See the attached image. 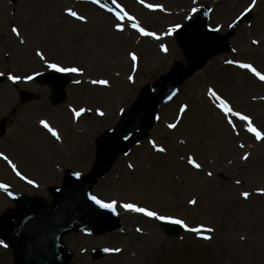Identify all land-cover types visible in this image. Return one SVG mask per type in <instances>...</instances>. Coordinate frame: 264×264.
<instances>
[{"label": "rangeland", "instance_id": "1", "mask_svg": "<svg viewBox=\"0 0 264 264\" xmlns=\"http://www.w3.org/2000/svg\"><path fill=\"white\" fill-rule=\"evenodd\" d=\"M60 1L59 4L52 3L51 0H23L9 7L7 0H0V74L7 80L0 85V102L3 100L0 104V119L7 120V134L13 127H17L18 131L22 130L24 120L32 128H35L34 122L42 120L57 132L59 139L54 138L61 148L58 152L54 149L56 143L43 136H40L43 137L41 143L36 140L38 136H32L28 143L20 144L17 141L18 144H15L14 139L6 134L8 138L5 136L0 140V155L8 158L0 159V183L5 184L12 192L52 202L47 188L60 185L65 169L80 175L88 172L94 160L95 138L117 124L120 114L128 109L141 86L153 83L175 61L184 63L183 54L173 39L166 44L168 48L170 46L176 50L177 57L169 55L158 62L147 59L143 38L153 42V49H161V46L167 49L162 37L191 20L196 14L191 12L193 7L198 11L200 7L208 6L212 17L216 8H223L220 7L221 3L229 1V9L226 8L215 25L220 34L244 11L250 8L253 14L252 22L247 26H240L236 31L230 42L231 52L212 59L219 61L216 67L207 70L211 60L202 71L186 81L177 96L159 111L148 140L135 146L128 155L120 157L110 172L91 190L92 195L102 202L113 205L118 203L116 208L119 212L121 205L133 204L165 218L179 219L188 228H200L202 231L196 233L185 230L180 237L171 238L159 227L160 220L140 213L146 217L149 225L138 223L130 234L113 236L109 241L105 240L108 234L98 237L69 234L63 238V243L73 253L71 264H244L245 261L246 264H264V200L260 202L255 199L249 190L252 185L255 189L258 188L260 197H264V141H257L246 131V122L231 115L225 117L208 91L212 89L233 111L247 116L253 126L264 134V82L237 67L238 63H248L264 75V0H256L254 6L252 0H196L195 3L192 0L179 5L168 0H116L137 24L159 37L156 41L151 36H141L130 23L116 21L111 15L91 5L88 0H83L86 7L74 6L72 0ZM29 2L39 12L29 13ZM146 4L150 7H145ZM70 6L73 7L71 11L82 17L80 20L85 21V24L66 21L72 17L61 12ZM43 10H46V15H43ZM11 11L18 16L13 21L9 17ZM155 12L159 18H156V23L151 24L148 16ZM10 23L15 26L18 34L9 33ZM117 23L124 27L122 33L116 31L123 42L106 32L107 29L109 32L115 31ZM72 32L76 36L87 35L81 48H77L70 40ZM118 41L123 47L113 53L116 50L114 43ZM253 41H257L254 46ZM14 48L20 49L18 54L14 53ZM37 52L44 59L37 56ZM154 52L160 57L157 51ZM161 52L164 53L162 50ZM7 54L12 57L7 58ZM130 54L137 57L135 62ZM228 60L234 63H226ZM49 63L77 68L78 78L83 77L84 84H80L83 88H91L85 82L90 83L92 79L107 81L105 87H99L105 90V95L102 94L98 101H93L89 94H76L70 88L78 84L73 85L76 80L69 74L73 82L66 87L65 102L52 107L49 103L50 90L31 81L27 82L26 79L34 74L51 71L47 67ZM126 63L131 66L123 69ZM96 64L100 69L94 71L92 68ZM206 70L208 74L203 77ZM238 73L249 77H239ZM9 75L18 78L16 88L33 94L32 102L19 103L16 90L8 83L11 81L8 79ZM129 76L132 77L131 81ZM96 93L101 96L100 92ZM39 102L45 103L46 110L30 108ZM202 103L206 105V112L212 118L210 124L196 111L197 104ZM61 106H64L63 112L67 114V127L72 121L78 123L74 129L79 127L81 131L86 130V134H91L94 129V133L87 139L89 153L82 166L69 158L72 155L71 144L78 145V141L74 140V136L69 139L65 126L55 122L52 115L61 114ZM181 106H186L183 113L180 112ZM89 110L105 116L112 114L113 121H97L91 118L93 113L84 116ZM78 111H81V115L76 116ZM230 118L240 122L234 124L235 131L228 124ZM169 124L176 127L169 128ZM29 135L32 134H28V137ZM158 148H163L164 151H157ZM221 150L225 151L224 156H221ZM253 155L259 159L254 160ZM243 156H248V159H242ZM189 157L200 167L189 164ZM9 161L25 179L16 175ZM237 165L240 168L234 171ZM222 166L233 168L232 172L220 170ZM243 166L249 169L242 172ZM240 170L241 173H237ZM27 180H32L35 186L27 183ZM212 185H217L218 188L211 191ZM245 192L249 194L247 199L242 195ZM192 200L196 203L190 204L189 201ZM12 208L14 205L0 193V216ZM245 219H255V224L258 220V230L250 233L246 225L243 226ZM120 223V230L124 231L129 224H135V219L130 218L127 223L122 217ZM209 228L213 231H206ZM115 234L118 233L113 235ZM205 236L213 237V240L207 241L203 238ZM217 237L229 238L225 246L221 247L229 251L227 256L218 253L221 249L216 245L219 243ZM238 240H246V249L239 251L234 248L235 244L242 245L243 242L239 243ZM96 248L120 253L92 262L89 252ZM249 250L250 256H247ZM0 251L7 253L3 257L11 260V264L12 251L3 246H0Z\"/></svg>", "mask_w": 264, "mask_h": 264}, {"label": "water", "instance_id": "2", "mask_svg": "<svg viewBox=\"0 0 264 264\" xmlns=\"http://www.w3.org/2000/svg\"><path fill=\"white\" fill-rule=\"evenodd\" d=\"M206 15L199 16L194 22L180 30L177 34V41L188 54L190 68L184 72L177 64L176 71L173 70L168 76L161 78L156 84L145 87L132 108L126 113L121 123L112 131L105 133L97 141L96 164L90 175L82 180L66 178L63 187L55 190V195L59 201L55 204L54 209H47L42 201L22 200L20 216L33 210L36 212L34 217H24L21 225L25 222V227L31 232L33 237H28L27 233L17 231L18 227H12L13 217L6 218L0 223V228L6 227L12 232H8L5 238L15 250L16 264H67L68 259L62 262V248L57 245L56 236H61L64 232L77 230L78 223L88 226L92 231L99 234L107 230L116 228L114 221L111 220L104 212L98 211L92 207L88 199V192L93 182L106 172L116 157L126 150V147L134 139L151 126L154 114L159 105L168 97L170 86L178 87L184 79L189 77L194 71L200 69L205 62L219 52L227 51L228 39L232 36L234 28L225 36L219 38L216 33L208 34L206 32ZM250 16L245 18L246 21ZM42 81L50 85L53 91L52 103L56 104L64 98V85L68 82L65 75H49L43 77ZM30 99V95L23 93L22 100ZM2 124L0 125V132ZM128 134H132L128 140ZM127 135L125 142L124 136ZM68 191L70 194L69 208L71 213L63 215V222L57 224L47 216L52 215L54 211L61 213L59 204L67 198ZM56 209V210H55ZM79 216V217H78ZM78 217V218H76ZM44 218V219H43ZM47 219V223L45 220ZM103 222H106L104 224ZM167 233L177 234L176 228L171 226L164 227ZM25 233V235H24ZM51 238V239H50ZM34 239L36 243L29 245Z\"/></svg>", "mask_w": 264, "mask_h": 264}, {"label": "bare ground", "instance_id": "3", "mask_svg": "<svg viewBox=\"0 0 264 264\" xmlns=\"http://www.w3.org/2000/svg\"><path fill=\"white\" fill-rule=\"evenodd\" d=\"M169 2H174L175 4H177V5H179V4H187V3H189L190 1H192V0H168ZM227 3V4H226ZM229 1H227V2H224V3H221V5H220V7H223L222 9L221 8H216L215 9V12H214V15L210 18V20H209V26L210 27H214L218 22H217V20L218 19H220L222 16H223V14H224V11L226 10V8H228L229 9ZM87 5H82V7H86ZM157 12V11H156ZM155 12V14H152V13H149V16H148V19H149V21H150V23L151 24H154V23H156L157 22V20H156V18H159V16L157 15V13ZM31 14H33V12H30ZM182 13V12H181ZM66 21H69V22H71L72 24L73 23H75V22H73V21H70V20H68V19H66ZM106 32H108V33H110V35L111 36H113V37H115V38H117V39H119V41L120 42H123L122 41V39H121V37H120V35L118 34V33H116L114 30H112V32H109L108 31V29H107V31ZM165 37H167V38H169V34L168 35H165L164 36V38ZM69 38H70V40H72L73 42H74V44L77 46V48L80 46V48H81V46H82V43H84V39L85 38H87V35H83V36H76V33L75 32H72V35H70L69 36ZM95 39V41L97 42V39H96V37L94 38ZM119 41L118 42H116V43H114V47H116V50L115 51H112L113 53H115L118 49H122V45H119ZM168 41H171V39H167V41L166 40H164L163 42H167V44H168ZM142 42H143V44L145 45V49H146V54L148 55V57H147V59H152V60H154L155 62H158V60H162L163 58H167L169 55H174V57H177L178 55L176 54V50L174 49V48H172V47H170L169 46V50H168V53H166V52H164V53H162L160 50H158V49H153V46H152V43H151V41H149L148 39H146V38H143V40H142ZM108 43H110V42H108ZM111 44V43H110ZM112 45V44H111ZM100 46L102 47V41H100ZM106 46V45H105ZM79 48V49H80ZM170 48H171V51H170ZM15 49V54L18 52V51H20V49H18V48H14ZM154 51H157V53H159L160 54V57H157L156 55H155V52ZM18 54V53H17ZM163 54V55H162ZM218 62L219 61H215V60H212L209 64H208V69L207 70H210V69H212L213 67H216V65L218 64ZM147 63H148V61H147ZM128 66H131V64H127L126 63V65H124L122 68L123 69H127V67ZM100 69V66H97V64L95 65V67L94 68H92V70H94V71H97V70H99ZM207 70L202 74V76L204 77V76H207ZM75 74V73H74ZM76 75V74H75ZM238 75H239V77H242V76H245L246 78H248L249 76L248 75H246V74H239L238 73ZM202 76L201 77H197L196 78V80H194V83H197L199 80V78H202ZM250 79V78H249ZM252 83H254V82H252ZM80 84H84V83H80ZM80 84H78L77 86H72L70 89H72V90H74V92L76 93V94H80V93H83V94H89L88 96H91L92 97V99H93V101H98L101 97H102V94L103 95H105V90L103 89V88H99V87H93V86H90L91 88H88V87H82ZM246 85V84H245ZM250 84H248V85H246V86H249ZM102 90H104V91H102ZM96 91L97 92H100V94H101V96H99L97 93H96ZM3 103V100L0 102V104H2ZM262 104V103H261ZM262 105H264V104H262ZM31 109H38V110H40V111H44V110H46V105H45V103H43V102H39L37 105H32L31 107H30ZM59 110H60V112H61V114H56V113H52V115H53V117H54V120H55V122H57V123H60L61 125H64L65 126V129H66V131H67V133H68V135L70 136V138L69 139H71V137H73L74 136V140H77L78 141V145H72L71 144V152H72V155L69 157V158H72L73 160H75V163H78V165H81L82 166V163H84L83 162V160H84V158H85V156L87 157V155L86 154H88L89 153V146H88V141H87V139H88V136H90L92 133H94V129H93V131L91 132V134H86V130H85V132L84 131H81L80 130V128L78 127L77 129H74L75 127H76V125H78V123H74V122H70V125L67 127L66 126V121H67V119H66V117H67V114L65 113V112H63L64 111V106H61L60 108H59ZM206 110H207V108H206V105H204L203 103L202 104H197V107H196V111H197V113L200 115V116H202L203 117V120L205 119L206 120V122L207 123H211V117H210V115L206 112ZM91 113H93V112H91V110H89V111H86L85 113H84V116H87L88 114H91ZM260 115H262L263 116V114H260ZM91 116V118H93V119H95V120H97V121H104V122H107V121H110V122H112L113 121V116H112V114L111 115H109V116H105L104 114H97V113H93V114H91L90 115ZM258 117H261V116H258ZM229 120H232L233 121V123L234 124H236V123H240L238 120H236V119H234V118H230ZM35 124H34V126H35V128H32V126H31V124L28 122V121H26V120H24V122H23V124H22V130H20V131H18L17 130V127H13L12 129H10V131H9V133H8V137H11V138H13L14 139V143L15 144H18L17 143V141H20V144H24V142H26V143H28L29 141H30V139L32 138V136H38V138L36 139L39 143H41V140L43 139V137H48V138H50L53 142H55L56 144H55V146H54V149L55 150H57L58 152H60V150H61V148L59 147V145H58V142H57V140L51 135V133L50 132H48V130L47 129H45L42 125H39V124H37L36 122H34ZM76 124V125H75ZM32 134V135H29V137H28V134ZM40 136H43V137H40ZM7 137V138H8ZM41 138V139H40ZM70 141V140H69ZM69 143V142H68ZM70 144V143H69ZM21 148L23 149L24 147L23 146H21ZM81 154H80V153ZM231 153H233L232 151H231ZM76 154V155H75ZM225 155V151L224 150H221V156H224ZM254 155H256V153L254 154ZM253 155V156H254ZM256 158H257V160L259 159V157H255L254 156V160H256ZM66 166H69V164H66ZM236 168H240L238 165L235 167V170L234 171H236L237 169ZM220 170H224V171H227V172H232V169L233 168H231V167H227V166H222V167H220L219 168ZM249 168L248 167H245V166H243L242 167V172H246L247 170H248ZM237 173H241V170L240 171H238ZM253 174V173H252ZM251 174V175H252ZM146 186V183H144V187ZM227 188H231V187H229V186H226ZM218 187H217V185H212L211 186V191L213 190V189H217ZM146 189V188H145ZM249 190H250V192H251V195H253V196H255L254 198L255 199H259V201L260 202H262L263 200H264V197H260V194L258 193V188H254L252 185L250 186V188H249ZM121 217H123L124 219H125V221L128 223L129 222V220H130V218H133V219H135V224H129L126 228H127V230H124V231H122V232H119L118 234H115V235H113V234H108V235H106V238H105V240L106 241H109V240H111L112 238H113V236L115 237V236H123V235H127V234H130V233H132L133 232V228L135 227V225L136 224H138V223H141V222H143L144 224H147V225H149V222H147V220H146V218L145 217H143V216H141V215H139V213L138 212H131V213H128L127 211H125V210H121ZM119 216V218H120V215H118ZM258 219V218H257ZM245 221H246V223L245 224H243V226L244 225H246V228H248V230H249V232L251 233V232H255V231H257L258 230V228L257 227H259V225H258V220H256V224H255V219H245ZM242 226V227H243ZM241 228V227H240ZM70 237H67V239H69ZM134 238V237H133ZM213 238V237H212ZM212 238H209V239H207L208 241L209 240H213ZM235 242H237L236 241V239H233ZM229 241V238H227V237H221V238H218L217 237V242H219L218 244H216L217 246H218V248L219 249H221V251L220 252H218V253H220L221 255H223V253L224 254H226V255H224V256H227V253H229V251L227 250V249H222L221 247L222 246H225V243L226 242H228ZM239 241V243H241V242H243L242 243V245H234V248L235 249H239V251H242V250H244L245 249V247L247 246V242L244 244V242H245V240H238ZM92 243H95V241H93ZM238 243V242H237ZM121 253H122V251H121ZM5 254H7V253H4V252H1L0 251V260H1V262H0V264H9L10 263V261H9V259L7 260L6 258H4L3 257V255H5ZM114 254V253H113ZM230 254V253H229ZM229 257V256H228ZM110 258H112V257H110ZM109 258V259H110ZM224 262H226V261H224ZM223 264H225V263H223Z\"/></svg>", "mask_w": 264, "mask_h": 264}, {"label": "snow or ice", "instance_id": "4", "mask_svg": "<svg viewBox=\"0 0 264 264\" xmlns=\"http://www.w3.org/2000/svg\"><path fill=\"white\" fill-rule=\"evenodd\" d=\"M98 2H99V0H91V3H93V4H97ZM195 2H196V0H193V3H195ZM113 3L115 4L116 9L119 10L118 12L113 13V15L116 18V21H125L126 20L128 22H131V27L136 32H138L141 36H151V37H153L155 39H159V37L158 36H155L154 33L150 32V31H146L143 27H141L139 24H137L135 22L134 18L131 15H128L125 12L124 8L121 7V5L119 3H116V0H113ZM255 3H256V0H252V6H254ZM100 7L101 8H105V5L101 3L100 4ZM145 7H150V6L146 4ZM105 10L108 11V12H110V13L113 12V10L111 8H106ZM248 10H250V8ZM191 12L193 14H195L197 12V9L195 7H193L191 9ZM67 14L69 16H72V17L78 19V20L83 19L82 17L78 16L74 11H71V10H69L67 12ZM174 30L175 29H173V31ZM116 31L123 32L124 31V27L121 26L120 23H117L116 24ZM211 31H218V29L213 28V29H211ZM12 32L18 34L16 28H13L12 29ZM256 43H257V41H253V44H256ZM161 50L164 51L166 49H164L163 46H161ZM36 55L39 56L41 59H44V56L40 52H37ZM130 55H131L132 61L135 62L137 60V57L134 54H130ZM226 63L233 64L234 61L228 60V61H226ZM47 67L49 69L55 71V72H71V73H77L78 72V69L77 68H74V67H71V68L59 67V66H57L54 63H49L47 65ZM237 67H239L241 69L247 70L253 76L257 77L260 81L264 82V75H262L259 71H257L252 65H250L248 63H238L237 64ZM8 79L11 80V81H13L15 83L18 78L9 75L8 76ZM26 79L31 80L32 77L31 76H28ZM128 79L131 81L132 80V77L129 76ZM77 82H79V81H77ZM93 83H98V84H101V85H107L108 82L105 81V80H99V81H93ZM208 91H209L210 96L214 97L218 101L217 107L221 110V112L224 114L225 117H227L228 115H231L233 117H236L240 121L246 122V125H247L246 131L249 132V133H251L252 136H254L257 141H264V134H262V132L260 130H257V128L253 126L252 121L247 116L241 115L238 112L233 111L229 107V104L226 103L225 100L222 99L220 96H218L212 89H209ZM173 95H175V94H173ZM185 110H186V106H181L180 112L183 113V112H185ZM81 111H83V110H81ZM81 111L76 112L75 115L76 116L81 115ZM41 124H42V126L45 129L48 130V132L51 133V135L53 137H55L56 139H59V136L57 135V132L54 131L46 122L41 121ZM228 124L229 125H232L233 126V130L235 131V125H234L233 121L232 120H228ZM168 127L169 128H174V127H176V125L169 124ZM125 138L127 139V136ZM241 147H243V145H241ZM156 150L157 151H161V152L164 151L163 148H158ZM0 159L7 160L8 158L6 156L0 155ZM242 159L247 160L248 159V156H243ZM9 163H10V166L12 167L13 171L16 172V175L17 176H20V178L22 180L25 179L24 176H22L18 171H16L15 165H12L10 161H9ZM188 163L189 164H192L193 167H196V168H199L200 167L199 164H195L193 162V160H192L191 157L188 158ZM209 175H211V173H209ZM26 182L29 183V184H33V186H35L32 180H27ZM237 183H239V181H237ZM0 188H6V186L5 185H0ZM242 195L244 196L245 199H247L249 194L247 192H245ZM89 199H91L95 204H97L101 208L111 209L113 207V204L112 203H103L101 200L97 199L95 196H90ZM189 203L190 204H195L196 201L192 200V201H189ZM121 207H123L125 210L142 213L145 216L152 217V218L157 219V220L165 221L167 223L174 224V225H179L182 228H185V230L186 231H189V232L199 233V232L202 231V229H200V228H188L179 219L165 218L163 216L157 215L155 212L147 211V210H145L144 208H141V207H136L133 204H123V205H121ZM137 231H139V229H137ZM206 231L211 232V231H213V229L209 228ZM203 238L204 239H209L210 237L205 236ZM0 246L7 247V245L3 244L2 241H0Z\"/></svg>", "mask_w": 264, "mask_h": 264}]
</instances>
